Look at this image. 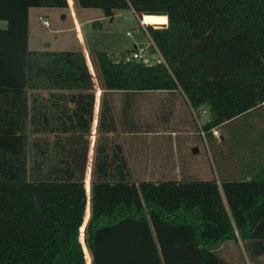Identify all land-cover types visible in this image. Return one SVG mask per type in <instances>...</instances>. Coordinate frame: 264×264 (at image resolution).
Masks as SVG:
<instances>
[{
    "label": "trees",
    "instance_id": "trees-1",
    "mask_svg": "<svg viewBox=\"0 0 264 264\" xmlns=\"http://www.w3.org/2000/svg\"><path fill=\"white\" fill-rule=\"evenodd\" d=\"M75 4L167 16L146 23L167 64L95 52L103 94L89 192L95 88L84 53L30 47V9L67 0H0V264H232L218 253L227 241L262 248L264 0ZM109 91H180L195 118L208 115V144L224 128L219 176L136 181Z\"/></svg>",
    "mask_w": 264,
    "mask_h": 264
},
{
    "label": "rangeland",
    "instance_id": "rangeland-1",
    "mask_svg": "<svg viewBox=\"0 0 264 264\" xmlns=\"http://www.w3.org/2000/svg\"><path fill=\"white\" fill-rule=\"evenodd\" d=\"M102 13V10L97 8H79L77 11L79 20H83L86 16L98 15L93 21L81 26V33L90 51L102 50L118 54L130 48L137 37L141 38V43L149 42V35L140 27V17L132 12L119 11L114 19L112 17L101 19L99 16ZM97 21L101 25H98ZM142 22L166 23L167 16L147 15L142 18ZM66 25L69 27L71 22H66ZM51 35L53 34H50V29L37 20L34 23L31 49L77 50L80 48L75 29L58 34L56 41L49 46L47 44L52 39L46 38H52ZM45 39L49 41L44 42ZM93 56L91 55L92 62ZM91 69L95 84H98L96 71L92 65ZM172 97L164 92H147L136 97L129 96L124 100L120 93L110 94L114 112L119 120L118 134L120 137L123 136L125 141L128 138L127 151L136 181L180 179L184 176L204 179L211 176L218 177L213 148L224 150L227 155V149L221 141V136L225 133L224 128L218 127L219 134L215 136L214 143L208 144L200 130L201 125L207 121L208 115L204 114L197 119L180 95ZM127 117L131 122H125ZM173 131L175 137L171 135ZM96 136V121L93 120L90 134L91 153L88 157L86 174L89 192L90 168ZM168 153L173 158L170 157L172 159L169 165H164L167 168L161 169V162L164 163L162 160L167 159ZM224 167L233 168L229 161H226ZM89 216L90 203L88 219ZM88 219L84 221L81 229V243L86 249L84 229ZM218 253L223 260L232 264H264V243L261 248L260 245H245L230 240L219 248ZM90 264H92L91 256Z\"/></svg>",
    "mask_w": 264,
    "mask_h": 264
},
{
    "label": "crops",
    "instance_id": "crops-1",
    "mask_svg": "<svg viewBox=\"0 0 264 264\" xmlns=\"http://www.w3.org/2000/svg\"><path fill=\"white\" fill-rule=\"evenodd\" d=\"M67 3H68V6L66 8L33 7V8L30 9V44H31V38H32L33 29H34V23L37 20H39V16H41V15L45 16L50 21V25L47 26V28L50 29V34H53V35H51L52 38H49V37L46 38V39H52L47 44L49 46H51L53 44V42L56 41V38H58V34H61V33L65 32V31H67V30H70V29H75L76 36H77V42L79 43L78 45L80 47L79 49L82 50V52L84 53V56H85L86 61H87V64H88L89 69H90L91 74H92L91 65H92L93 68H94V65H93V62H92V59H91V55H94L95 52L100 51V50H97V51H90L89 50L87 44L85 43L83 35L81 33V26L84 23H88L90 21H93L96 17H98V15L96 17L95 16H86V17L83 18V20H79V18L77 16L78 15L77 11L81 7H79V6H77L75 4V0H67ZM117 14H118V12H116L114 14L112 19H114ZM144 16H147V15H144ZM99 17L102 19V18H104L106 16L102 13V15H100ZM143 17L139 18V22H140V27L141 28H142L141 22H142V18ZM68 21L71 22V25H69V27H67V25H66V22H68ZM163 24H166V23H163ZM46 39L44 40V42L45 41H49V40H46ZM139 43H141V38L137 37L136 39L133 40L132 46L130 48H127V49L123 50V52L132 51L135 48V46L137 44H139ZM123 52H119L116 55H120ZM90 63H91V65H90ZM96 76L98 78V84H95V80L93 78L94 88H95V104H94L93 120L96 121V129H97V123H98V118H99V109H100V103H101V97H102V94H103V89H102V86L100 84L97 71H96ZM92 77H93V75H92ZM147 92H157V93L158 92L159 93L164 92L166 94H169L171 97L172 96L175 97L176 95H180L182 97V99L184 100V102H186L187 105H188V102H187L186 98L183 95H181V92L179 93V91H146V92L109 91L108 95L110 97L111 93H120L122 95L123 99L126 100V99H128L129 96H135L136 97L138 94H143V93H147ZM174 97H172V98H174ZM112 106H113V104H112ZM124 106H125V104H124ZM113 109H114V106H113ZM115 116H116V114H115ZM116 119H117V122H118L119 120H118L117 116H116ZM125 122H128V123L131 122L129 120V117L126 118ZM118 128H119V122H118ZM171 135H173L175 137V132L173 131V133ZM121 139L123 141L126 153L128 155V158H129V154H128V151H127V143H126V141H128V138H126V141H125L124 137L122 136ZM173 140H175V139H173ZM93 150H94V147H93ZM90 153L91 152L89 150V155H90ZM170 157H172V155H170L168 153L167 159L166 160L165 159L162 160V161H164V163L161 162V166H160L161 169L167 168V167H165L166 166L165 164L169 165L170 160L173 158V157L172 158H170ZM129 161H130V158H129ZM130 164H131V161H130ZM131 167H132V164H131Z\"/></svg>",
    "mask_w": 264,
    "mask_h": 264
},
{
    "label": "built area",
    "instance_id": "built-area-1",
    "mask_svg": "<svg viewBox=\"0 0 264 264\" xmlns=\"http://www.w3.org/2000/svg\"><path fill=\"white\" fill-rule=\"evenodd\" d=\"M39 20L46 26L50 25V21L45 16H39ZM141 26L146 32L147 24L141 22ZM128 34H130V32H128ZM126 61H135L144 65L167 64L164 56L150 37L148 43L137 44L135 48L127 55ZM213 133L217 136L219 134L218 128H214Z\"/></svg>",
    "mask_w": 264,
    "mask_h": 264
},
{
    "label": "water",
    "instance_id": "water-1",
    "mask_svg": "<svg viewBox=\"0 0 264 264\" xmlns=\"http://www.w3.org/2000/svg\"><path fill=\"white\" fill-rule=\"evenodd\" d=\"M143 16H144V15H143ZM143 16H142V17H143ZM156 27H157V28H162V25H161V24H157ZM88 197L90 198V194L88 195Z\"/></svg>",
    "mask_w": 264,
    "mask_h": 264
}]
</instances>
